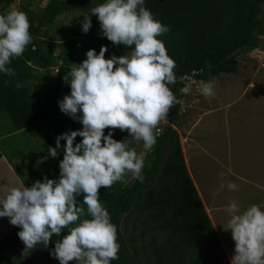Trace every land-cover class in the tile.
I'll return each mask as SVG.
<instances>
[{
	"label": "trees",
	"instance_id": "1",
	"mask_svg": "<svg viewBox=\"0 0 264 264\" xmlns=\"http://www.w3.org/2000/svg\"><path fill=\"white\" fill-rule=\"evenodd\" d=\"M35 1L28 0L21 6L30 22L32 42L22 56L12 60L10 67L15 70L14 76L0 73V158H7L27 187L45 176L59 177L63 149H58L57 158L49 156V163L44 154H48L49 147H55L58 135L82 128L79 122L62 113L58 104L70 94L67 81L73 64L85 60L90 49L98 54L102 46L108 48L106 58L130 51L104 37L98 18L90 14L103 0H49L44 7L36 8ZM15 5L16 0H0V14H6L7 8ZM145 6L170 28L159 39L176 62L177 82L170 88L178 103L164 119L167 123L157 126L162 131L156 133L157 143L147 154L144 182L131 181L128 174L126 182L99 190L101 203L117 227L119 259L112 264H230L188 169L177 127L181 126L188 76L209 82L222 73H235L242 52L264 48L261 44L264 0H145ZM72 11L82 13L74 20L78 30L71 33L54 27L61 15ZM88 15H91L92 27L85 34L81 22ZM56 65L60 69L58 73L54 70ZM17 83L21 87L17 88ZM108 131L105 129V134ZM32 137L40 141L39 147L30 140ZM114 138L120 141L130 137L127 131L115 129ZM81 139L78 136L76 142ZM138 144L133 141L130 147L135 149ZM32 152L36 161L40 160L39 166L31 160ZM77 199L82 202L83 196ZM134 213L137 219L145 216L142 231L138 230L137 235V229H132L131 235H127L129 227L124 225V220ZM20 230L16 226L0 241V264H59L50 255V249L66 233L54 234L48 248L37 245L27 251L18 237ZM148 231L154 232L150 242L145 237ZM142 252L147 255L146 261Z\"/></svg>",
	"mask_w": 264,
	"mask_h": 264
},
{
	"label": "clouds",
	"instance_id": "2",
	"mask_svg": "<svg viewBox=\"0 0 264 264\" xmlns=\"http://www.w3.org/2000/svg\"><path fill=\"white\" fill-rule=\"evenodd\" d=\"M90 14L98 18L104 37L130 51L106 58L108 48L102 46L98 54L90 49L85 60L73 64L67 81L70 94L58 104L82 128L58 135L55 147L48 148L52 158L63 149L59 177L45 176L31 187H12L0 199V218H9L11 225L21 229L18 237L25 250L37 245L48 248L54 234L66 233L50 249L59 264H112L119 259L117 227L101 203L99 190L126 182L128 174L144 182V158L130 145L135 141L145 149L153 148L154 130L178 103L170 88L177 82L176 62L159 39L170 28L154 17L145 0H103ZM91 15L81 22L85 34L92 27ZM29 29L23 11L0 14V73L15 75L10 65L32 42ZM54 70L58 73L59 66ZM190 90L191 85L184 88L185 93ZM200 92L205 97L216 94L212 82H201ZM115 129L127 131L130 138L116 140ZM78 136L82 139L76 142ZM237 187L227 185L229 191ZM226 211L227 230L235 242L230 264H264V208L252 204L241 211L233 200Z\"/></svg>",
	"mask_w": 264,
	"mask_h": 264
},
{
	"label": "rangeland",
	"instance_id": "3",
	"mask_svg": "<svg viewBox=\"0 0 264 264\" xmlns=\"http://www.w3.org/2000/svg\"><path fill=\"white\" fill-rule=\"evenodd\" d=\"M48 1L37 0L34 7H44ZM27 2L28 0H16V5L8 7L5 13L11 10L22 11L21 6H25ZM81 14V11L66 12L59 17L54 27L73 33L78 30L74 20ZM262 38L261 44L264 47V37ZM238 59L237 72L222 73L209 81L214 85V97L201 94L200 84L203 81H189L191 90L185 93L182 100L181 126L177 127L188 169L223 248L229 254V260L234 255L235 247L231 231L227 230L230 216L226 208L229 203L236 201L241 211L252 204L264 208V48L245 50ZM154 132L157 135L155 130ZM32 139L36 146L40 144L36 137L30 140ZM139 143L135 150L138 155L143 156L146 165L147 154L152 148L145 149L143 143ZM38 147L35 149L38 150ZM49 156L44 154V159H49L47 163L51 161ZM31 157L39 166L41 162L36 161L35 152L31 153ZM25 162L29 164V161ZM12 176L15 177L14 174ZM8 179L10 181L12 177ZM130 179L134 180L132 176ZM230 182L238 186L235 191L228 190ZM10 186L21 187L19 182H13ZM8 192L4 186H0V199ZM126 218L124 225L129 227L127 235H131L132 229H137L135 234L138 235V230L142 231L145 216L137 219V214L134 213L128 214ZM15 227L10 224L9 218H0V241ZM153 235V231H148L146 241L150 242ZM142 253L146 261L147 255Z\"/></svg>",
	"mask_w": 264,
	"mask_h": 264
},
{
	"label": "crops",
	"instance_id": "4",
	"mask_svg": "<svg viewBox=\"0 0 264 264\" xmlns=\"http://www.w3.org/2000/svg\"><path fill=\"white\" fill-rule=\"evenodd\" d=\"M8 167H7V166ZM12 174L15 175V177L17 178V181L19 182V184L21 185V187H25L23 184H22V181L21 179L19 178V176L16 174L13 166L8 162L7 158L4 156L2 158H0V186L1 187H6V189H11L13 186H10V185H13V182L14 183H18L16 181V178L14 176H12ZM11 178L12 179L9 181L8 178ZM9 231V230H8ZM9 233V232H8ZM229 255V254H228Z\"/></svg>",
	"mask_w": 264,
	"mask_h": 264
},
{
	"label": "built area",
	"instance_id": "5",
	"mask_svg": "<svg viewBox=\"0 0 264 264\" xmlns=\"http://www.w3.org/2000/svg\"><path fill=\"white\" fill-rule=\"evenodd\" d=\"M187 79L191 80V79H194V78H193L192 76H188ZM160 123L165 124V123H167V121H165V120L163 119V120H161ZM160 123H159V124H160ZM156 131H157V133H160V132L162 131V128H161V127H157V128H156Z\"/></svg>",
	"mask_w": 264,
	"mask_h": 264
}]
</instances>
